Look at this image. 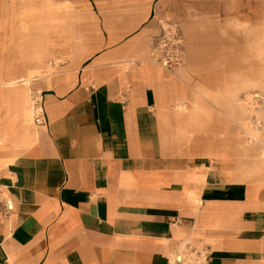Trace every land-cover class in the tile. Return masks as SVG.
<instances>
[{
    "label": "crops",
    "instance_id": "crops-1",
    "mask_svg": "<svg viewBox=\"0 0 264 264\" xmlns=\"http://www.w3.org/2000/svg\"><path fill=\"white\" fill-rule=\"evenodd\" d=\"M135 74L37 78L40 128L0 86V190L13 203L0 200V264H173L182 241L203 264H264V183L227 182L165 147L163 97Z\"/></svg>",
    "mask_w": 264,
    "mask_h": 264
},
{
    "label": "rangeland",
    "instance_id": "rangeland-1",
    "mask_svg": "<svg viewBox=\"0 0 264 264\" xmlns=\"http://www.w3.org/2000/svg\"><path fill=\"white\" fill-rule=\"evenodd\" d=\"M12 57L50 87L142 73L163 97L165 147L264 183V0H0V65Z\"/></svg>",
    "mask_w": 264,
    "mask_h": 264
},
{
    "label": "bare ground",
    "instance_id": "bare-ground-1",
    "mask_svg": "<svg viewBox=\"0 0 264 264\" xmlns=\"http://www.w3.org/2000/svg\"><path fill=\"white\" fill-rule=\"evenodd\" d=\"M263 51V50H262ZM257 52V51H256ZM259 52V51H258ZM257 52V53H258ZM261 52V51H260ZM260 54V53H258ZM257 54V55H258ZM261 55V54H260ZM261 59V58H260ZM138 60V59H137ZM258 60V59H257ZM133 61H136L135 59ZM142 62L145 61L146 63H149V59L145 58L141 60ZM151 63V62H150ZM151 64H148L147 66L143 65L142 68H139L140 66H135L138 67L140 70H143L148 68V66ZM127 69H130V67H126ZM134 68V67H133ZM137 69V68H135ZM191 69V68H190ZM189 69V70H190ZM19 70H25L26 68L21 65L20 61H18L15 57L10 58V60L8 62H6L3 65H0V84H2L4 87L8 88L11 87L12 89H7L8 92L6 93V97L3 96V102L6 105H11L12 102H14L15 104L20 103L22 105V112L24 115L25 120H31V109H30V104H29V86L31 85L32 81L35 80L37 78L36 75H31L30 73H26L23 75H15V73ZM176 70V69H175ZM192 70V69H191ZM193 72V71H192ZM177 73V71H176ZM219 74V73H217ZM257 74V73H256ZM162 75V74H161ZM182 76V75H181ZM230 76V75H229ZM249 76V75H248ZM251 76V75H250ZM218 77V76H217ZM223 77V76H222ZM242 77V76H241ZM219 78V77H218ZM238 78V77H237ZM243 80V79H242ZM241 80V81H242ZM185 81V80H184ZM236 82V81H235ZM71 83V82H70ZM186 83V82H185ZM89 85V84H88ZM90 89V88H89ZM262 89V88H261ZM61 90V89H60ZM249 91V90H248ZM128 97V96H127ZM255 97H258V95H255ZM264 97V96H263ZM147 100V99H146ZM230 100V99H229ZM247 100V99H246ZM248 102H250V100H248ZM237 104V103H236ZM124 105V104H123ZM110 105V109H111ZM164 106V105H163ZM232 106V105H231ZM109 109V110H110ZM107 110V109H105ZM153 110V109H152ZM160 110V109H159ZM188 110V109H187ZM186 110V111H187ZM177 111V110H176ZM233 111V110H231ZM105 112V111H103ZM150 112V111H149ZM107 113V112H106ZM182 113V112H181ZM187 113V112H186ZM198 113V112H197ZM234 113V112H232ZM150 114V113H149ZM185 114V113H184ZM183 114V115H184ZM182 115V114H181ZM182 115V116H183ZM193 115V113H192ZM108 116V115H107ZM195 117V116H194ZM23 118V117H22ZM190 118V116L188 117ZM198 118V117H197ZM261 118V117H260ZM205 119V118H204ZM263 119V118H262ZM186 120V119H185ZM197 120V119H196ZM206 120V119H205ZM24 121V120H23ZM190 121V120H189ZM22 122V121H21ZM55 122V121H54ZM53 122V123H54ZM203 122V121H202ZM260 122V121H259ZM264 122V121H263ZM193 123V121L191 122ZM190 123V124H191ZM189 124V125H190ZM40 127V126H39ZM38 127V128H39ZM184 128V126H183ZM191 128V127H190ZM168 129V128H167ZM186 129V128H185ZM36 131V130H35ZM38 131L35 132V136L39 135L37 134ZM40 133V132H39ZM42 134V133H41ZM45 134V133H44ZM46 136V135H45ZM179 137V136H178ZM126 138V137H125ZM124 138V139H125ZM186 140V139H185ZM184 140V141H185ZM41 141V140H40ZM180 141V140H179ZM98 142V141H97ZM119 143V142H118ZM181 143V141H180ZM186 143V142H185ZM184 144V143H183ZM163 145V144H162ZM182 146V145H181ZM97 147V146H96ZM124 147V146H123ZM99 148V147H98ZM114 149V148H113ZM118 150V149H117ZM98 153V152H97ZM117 153V152H116ZM26 160V159H25ZM29 160V159H28ZM30 162V161H29ZM31 163V162H30ZM29 164V163H28ZM26 166V165H25ZM23 168V167H22ZM252 174V173H251Z\"/></svg>",
    "mask_w": 264,
    "mask_h": 264
},
{
    "label": "built area",
    "instance_id": "built-area-1",
    "mask_svg": "<svg viewBox=\"0 0 264 264\" xmlns=\"http://www.w3.org/2000/svg\"><path fill=\"white\" fill-rule=\"evenodd\" d=\"M176 62L179 63V60L176 59ZM33 113L34 120L37 125L45 124V109L41 100L37 97L33 100ZM0 200L5 202L7 211L13 209L12 201L7 198L2 191L0 190ZM206 252L202 249L195 247L190 242H179L174 252L170 255V259L173 264H203L206 260Z\"/></svg>",
    "mask_w": 264,
    "mask_h": 264
}]
</instances>
